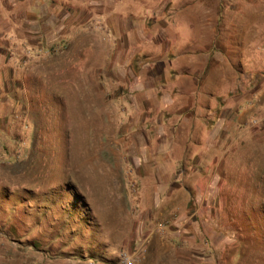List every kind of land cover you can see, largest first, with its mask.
Segmentation results:
<instances>
[{"label":"rangeland","instance_id":"1","mask_svg":"<svg viewBox=\"0 0 264 264\" xmlns=\"http://www.w3.org/2000/svg\"><path fill=\"white\" fill-rule=\"evenodd\" d=\"M158 1L0 0V264H264V173L221 98L177 141ZM208 4L264 48V0Z\"/></svg>","mask_w":264,"mask_h":264},{"label":"crops","instance_id":"2","mask_svg":"<svg viewBox=\"0 0 264 264\" xmlns=\"http://www.w3.org/2000/svg\"><path fill=\"white\" fill-rule=\"evenodd\" d=\"M165 1L153 11L158 23L146 26L152 33L143 48L149 51L147 56H154L153 61L168 63L164 71L168 81L159 88L165 93L172 88L177 96L176 132L181 129L186 134L179 137L177 133V141H209L219 97L220 107L226 109V141L238 143L241 152H254L258 173H264L262 39L247 40L245 25L233 29L234 24L226 21V6L208 4L214 0ZM193 125L201 127L197 139L188 132Z\"/></svg>","mask_w":264,"mask_h":264},{"label":"built area","instance_id":"3","mask_svg":"<svg viewBox=\"0 0 264 264\" xmlns=\"http://www.w3.org/2000/svg\"><path fill=\"white\" fill-rule=\"evenodd\" d=\"M122 264H133V262L129 258H123Z\"/></svg>","mask_w":264,"mask_h":264}]
</instances>
